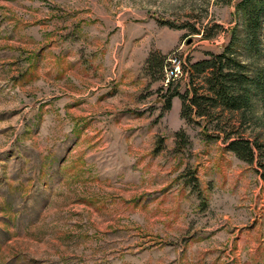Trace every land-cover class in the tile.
Wrapping results in <instances>:
<instances>
[{
	"label": "rangeland",
	"instance_id": "1",
	"mask_svg": "<svg viewBox=\"0 0 264 264\" xmlns=\"http://www.w3.org/2000/svg\"><path fill=\"white\" fill-rule=\"evenodd\" d=\"M241 1L0 0V264H264V180L223 140L237 117L166 110ZM241 130L264 145V100Z\"/></svg>",
	"mask_w": 264,
	"mask_h": 264
},
{
	"label": "trees",
	"instance_id": "2",
	"mask_svg": "<svg viewBox=\"0 0 264 264\" xmlns=\"http://www.w3.org/2000/svg\"><path fill=\"white\" fill-rule=\"evenodd\" d=\"M238 8L244 19L243 28L234 30L222 54H209L208 59L192 64L191 98L175 90L167 99L166 110L178 97L182 101V117L188 123H194L195 118L210 120L216 114L237 117L239 126L230 128L228 134L224 132L223 140L240 160L256 163L264 180V145L241 130L253 118L255 102L264 100V0H242ZM253 59L258 60L256 66L251 63ZM155 61V56H151L148 64L152 66ZM177 136L187 139L184 132Z\"/></svg>",
	"mask_w": 264,
	"mask_h": 264
},
{
	"label": "built area",
	"instance_id": "3",
	"mask_svg": "<svg viewBox=\"0 0 264 264\" xmlns=\"http://www.w3.org/2000/svg\"><path fill=\"white\" fill-rule=\"evenodd\" d=\"M183 66L184 62L179 56L173 58L167 70V77L169 79H181L184 76Z\"/></svg>",
	"mask_w": 264,
	"mask_h": 264
}]
</instances>
